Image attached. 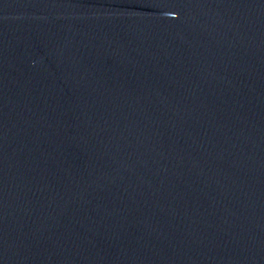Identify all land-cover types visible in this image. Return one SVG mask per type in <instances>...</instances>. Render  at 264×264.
<instances>
[{"label": "water", "instance_id": "1", "mask_svg": "<svg viewBox=\"0 0 264 264\" xmlns=\"http://www.w3.org/2000/svg\"><path fill=\"white\" fill-rule=\"evenodd\" d=\"M0 264H264V0H0Z\"/></svg>", "mask_w": 264, "mask_h": 264}]
</instances>
